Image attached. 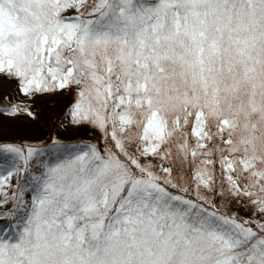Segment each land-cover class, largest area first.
<instances>
[{"label": "snow or ice", "instance_id": "obj_1", "mask_svg": "<svg viewBox=\"0 0 264 264\" xmlns=\"http://www.w3.org/2000/svg\"><path fill=\"white\" fill-rule=\"evenodd\" d=\"M0 76L99 134L0 145V264H264V0H0Z\"/></svg>", "mask_w": 264, "mask_h": 264}, {"label": "rangeland", "instance_id": "obj_2", "mask_svg": "<svg viewBox=\"0 0 264 264\" xmlns=\"http://www.w3.org/2000/svg\"><path fill=\"white\" fill-rule=\"evenodd\" d=\"M12 104H23L27 106L31 112H36L42 114L44 112L45 115H49L52 122L55 124V128L59 132L68 133L72 138V143L78 141H91L97 142L99 134L92 129L86 127H73L70 125L65 118V113L68 111L71 103L74 99L73 92H59L55 94H45L38 95L34 98H28L21 94H19L17 89V84L15 80H9L3 76H0V107L6 105V98ZM69 99V100H67ZM33 118L27 116L26 114L20 113L16 116H10L6 112H0V135H3L4 138L8 137V135H18L24 134V130H32L31 128H27V125L30 123V120ZM27 128V129H26ZM33 132V131H32ZM11 136V137H15ZM37 135L34 133L31 138H36ZM69 141V140H65ZM23 143L28 144H39L37 141L27 140ZM67 142L66 144H72ZM4 144H13L9 143L6 140L0 139V145ZM8 154L0 152V161H3ZM57 153L54 150H49V152L45 155V159L55 160ZM4 167H0V175H6ZM23 183L24 177L23 175L13 177L12 184L16 185L17 181ZM13 189H9V193H11ZM12 207V204L9 203L0 208V212L7 211ZM232 211H237V207L235 204L231 206ZM241 215H250V213L245 212L244 209H239ZM3 220H0V226L3 225Z\"/></svg>", "mask_w": 264, "mask_h": 264}, {"label": "trees", "instance_id": "obj_3", "mask_svg": "<svg viewBox=\"0 0 264 264\" xmlns=\"http://www.w3.org/2000/svg\"><path fill=\"white\" fill-rule=\"evenodd\" d=\"M55 127L56 126L52 122L49 115H45L44 112H42V114L34 112L33 118L30 120V123L27 125V128H31L32 130H24L25 131L24 134H18L16 136L8 135V137L6 138H4L3 135H0V139L6 140L7 142L13 144H21L31 139L33 141H37L41 145H44L51 143L53 138L64 144H66L67 142L72 143L73 140H71L72 138L69 136L68 133L59 132ZM34 133H36L37 137L32 139L31 136ZM11 136H15V137H11ZM65 140H69V141H65Z\"/></svg>", "mask_w": 264, "mask_h": 264}]
</instances>
